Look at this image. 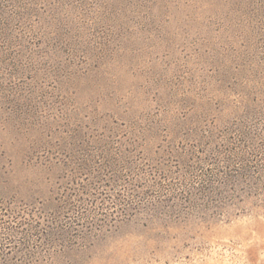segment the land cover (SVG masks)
<instances>
[{
    "label": "rangeland",
    "instance_id": "rangeland-1",
    "mask_svg": "<svg viewBox=\"0 0 264 264\" xmlns=\"http://www.w3.org/2000/svg\"><path fill=\"white\" fill-rule=\"evenodd\" d=\"M0 264H264V0H0Z\"/></svg>",
    "mask_w": 264,
    "mask_h": 264
}]
</instances>
